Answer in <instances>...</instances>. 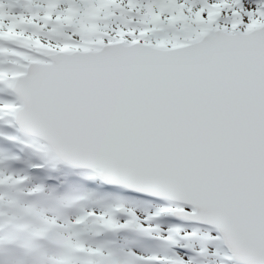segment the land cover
<instances>
[{
  "label": "snow or ice",
  "instance_id": "obj_1",
  "mask_svg": "<svg viewBox=\"0 0 264 264\" xmlns=\"http://www.w3.org/2000/svg\"><path fill=\"white\" fill-rule=\"evenodd\" d=\"M90 227L139 246L89 247ZM4 243L34 264H264V0H0Z\"/></svg>",
  "mask_w": 264,
  "mask_h": 264
},
{
  "label": "rangeland",
  "instance_id": "obj_2",
  "mask_svg": "<svg viewBox=\"0 0 264 264\" xmlns=\"http://www.w3.org/2000/svg\"><path fill=\"white\" fill-rule=\"evenodd\" d=\"M37 183H39V181H37ZM49 186L47 188V190L45 191V193H48L49 191L53 192V188ZM56 197V196H55ZM53 197L51 198V201H54L56 198ZM88 208H90L88 206ZM70 214V213H68ZM76 214V211L73 215ZM67 215V213H66ZM72 215V214H71ZM89 237L86 236L85 238H83L86 243L88 244L89 247H91L90 245H93V244H89V242H87V240ZM39 244L41 245L42 249L44 251L47 252L48 256H54V255H57L61 252V249L57 248L56 246H54L53 244L49 243L48 241H42V242H39ZM94 247L92 248H95V247H98V246H101L100 242H98L97 246L93 245ZM133 246H137L136 244H130L129 246H127L125 252L129 251L131 249V247ZM12 247H16L14 245H10V244H0V264H4V262L11 256V257H15V250L12 248ZM138 247V246H137ZM145 255H147V253H144ZM28 257H29V261H28V264H34V258L31 254L28 253Z\"/></svg>",
  "mask_w": 264,
  "mask_h": 264
}]
</instances>
